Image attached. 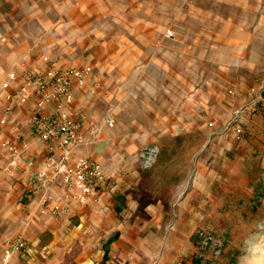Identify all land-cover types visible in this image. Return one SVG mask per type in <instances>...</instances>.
I'll list each match as a JSON object with an SVG mask.
<instances>
[{
    "label": "rangeland",
    "instance_id": "1",
    "mask_svg": "<svg viewBox=\"0 0 264 264\" xmlns=\"http://www.w3.org/2000/svg\"><path fill=\"white\" fill-rule=\"evenodd\" d=\"M19 1L0 0V22L36 24L54 9ZM92 1L115 12L96 23L113 39L133 14L144 21V64L122 68L102 121L113 112L119 132L139 123L156 138L140 184L177 187L168 225L191 245L181 259L264 264V0Z\"/></svg>",
    "mask_w": 264,
    "mask_h": 264
},
{
    "label": "crops",
    "instance_id": "2",
    "mask_svg": "<svg viewBox=\"0 0 264 264\" xmlns=\"http://www.w3.org/2000/svg\"><path fill=\"white\" fill-rule=\"evenodd\" d=\"M49 1L54 6L52 15L36 24L31 20L12 25L0 22L2 104L6 92L1 85L8 73L17 70L23 76L25 68L38 65L45 54L63 66H90L88 85L74 89V106L82 123V143L75 152L103 164L112 188L99 202L81 203L68 197L69 189L62 184L43 187L33 182L31 176L42 167L48 149L32 132L35 99L17 103L7 123L0 125V264H173L191 250L182 231L170 230L168 225V209L177 187H163L166 192L152 188L148 194L139 179L143 148L156 138L149 131H138L146 130L139 123L133 132H119L117 122L108 127L102 121V98L108 101L121 94L126 78L123 69L144 64L140 56L145 55L148 43L142 39L144 24H139L144 21L133 14L136 21L121 27L113 39L112 31L96 23L115 12L98 10L92 0ZM95 82L97 90L89 96ZM19 85L15 81L11 90ZM6 140L27 146L18 166L11 165L3 146ZM56 206L62 213H53ZM18 235L28 245L4 263V248Z\"/></svg>",
    "mask_w": 264,
    "mask_h": 264
},
{
    "label": "built area",
    "instance_id": "3",
    "mask_svg": "<svg viewBox=\"0 0 264 264\" xmlns=\"http://www.w3.org/2000/svg\"><path fill=\"white\" fill-rule=\"evenodd\" d=\"M90 76L92 69L88 65L63 66L58 59L45 54L38 65L26 67L23 76L17 70L10 71L1 85V91L6 92V103L2 104L0 98L1 126L7 123L17 103L35 99L32 132L46 145L48 155L31 179L43 187L62 184L69 189L68 197L81 203L99 202L104 193L112 188L111 177L103 164L78 156L75 152L82 143V123L74 106V89L86 87ZM15 81H19L20 85L12 91ZM97 87V83H93L88 95H93ZM115 123V117L110 112L103 124L114 127ZM99 132L100 128L96 134ZM3 146L10 156L11 165L18 166L24 160L25 144L18 146L6 140ZM28 164H33V160H28ZM53 213L60 214L62 209L56 206ZM27 245L22 235L10 239L4 248L3 262H9L16 252L25 249ZM173 264L188 263L178 259Z\"/></svg>",
    "mask_w": 264,
    "mask_h": 264
},
{
    "label": "trees",
    "instance_id": "4",
    "mask_svg": "<svg viewBox=\"0 0 264 264\" xmlns=\"http://www.w3.org/2000/svg\"><path fill=\"white\" fill-rule=\"evenodd\" d=\"M117 210H120V208H119V206L117 207ZM113 239L111 238L108 242H107V244H106V248H107V245L112 241ZM107 256V254H105V257Z\"/></svg>",
    "mask_w": 264,
    "mask_h": 264
}]
</instances>
